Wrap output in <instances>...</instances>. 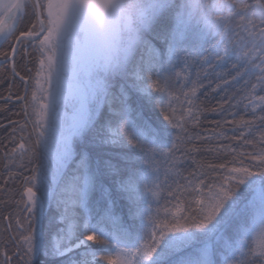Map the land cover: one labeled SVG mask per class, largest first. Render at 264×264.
<instances>
[{"label": "snow or ice", "instance_id": "1", "mask_svg": "<svg viewBox=\"0 0 264 264\" xmlns=\"http://www.w3.org/2000/svg\"><path fill=\"white\" fill-rule=\"evenodd\" d=\"M5 19L0 101L23 122L0 121V264H264V0H10Z\"/></svg>", "mask_w": 264, "mask_h": 264}, {"label": "trees", "instance_id": "2", "mask_svg": "<svg viewBox=\"0 0 264 264\" xmlns=\"http://www.w3.org/2000/svg\"><path fill=\"white\" fill-rule=\"evenodd\" d=\"M249 3L253 2V0H248ZM28 24V21H24L23 24L20 25V28L23 29L24 27H26ZM6 46V44H4ZM5 46L1 47L0 50H6L5 49ZM6 47H9V46H6ZM31 50V49H30ZM32 52V61L31 63H27V62H21L19 59L17 60V63H18V70L21 71L22 74L24 75H27L28 73L26 72V69L27 68H33V70H35V66H36V53ZM10 71L8 72V78L6 79L5 77V70L3 68H0V80H4L5 82L3 84H0V95H7V83L9 82L10 80ZM31 83V82H30ZM13 92H20L22 93L23 92V86L20 82V80L17 78L15 83H14V86H13ZM222 95V94H221ZM220 98V96L216 95V94H211L209 96V98L207 100H205L204 97H201V100L204 101L205 103H208L209 105H214L216 103V100H218ZM133 100L134 102H137L139 103L140 105H143L144 102L143 100H141L139 98L138 95H133ZM0 108H4L6 110L4 111H0V121L4 122V123H7V120L8 119H17V120H21V122H23V117L21 115H15L16 113H19L21 111V105L18 103V102H11L9 103L8 105H4L2 101H0ZM144 111H145V115L146 116H150L152 117L153 119H155V114L153 113V111H149L148 108H144ZM179 114V111L178 113ZM209 120H215V119H220L219 116L217 115H210L208 117ZM210 125L205 123L203 125V127H209ZM6 137V133L3 129H0V139H4ZM81 147H84V145H82ZM199 158V157H197ZM4 163H5V158L3 156V151L0 150V173H4L5 172V169H4ZM6 176L5 175H0V182L3 181V179H5ZM21 186V183H20V180L17 179L15 184H12L10 183L8 185V187L10 188H14L17 192L19 190ZM16 199H19V195L17 194L15 196ZM7 199H10L9 196L5 195L4 193H0V200H7ZM15 209V206L14 205H11V204H0V228L3 227V216L6 215L8 212H13ZM5 236L7 234H4ZM45 264H48V261L46 260L45 261Z\"/></svg>", "mask_w": 264, "mask_h": 264}, {"label": "water", "instance_id": "3", "mask_svg": "<svg viewBox=\"0 0 264 264\" xmlns=\"http://www.w3.org/2000/svg\"><path fill=\"white\" fill-rule=\"evenodd\" d=\"M9 2H10V0H0V5H3V4L9 3ZM8 22H9V21H8L7 19H5V20L3 21V23L0 24V27H2V26H4V25H7Z\"/></svg>", "mask_w": 264, "mask_h": 264}, {"label": "rangeland", "instance_id": "4", "mask_svg": "<svg viewBox=\"0 0 264 264\" xmlns=\"http://www.w3.org/2000/svg\"><path fill=\"white\" fill-rule=\"evenodd\" d=\"M5 44H6V46H9L7 43H5ZM4 46H5V45L3 44V47H4ZM6 46H5V49L8 48V47H6ZM0 48H1V47H0ZM31 50H32L33 52H35L37 56L39 55V53H38L37 51H35L34 49H31ZM31 50H30V51H31ZM146 108H147V107H146ZM149 111H150V110H149ZM153 113L155 114L154 111H153ZM126 223H127V220H126ZM90 243H91V242H90Z\"/></svg>", "mask_w": 264, "mask_h": 264}, {"label": "flooded vegetation", "instance_id": "5", "mask_svg": "<svg viewBox=\"0 0 264 264\" xmlns=\"http://www.w3.org/2000/svg\"><path fill=\"white\" fill-rule=\"evenodd\" d=\"M1 49V48H0Z\"/></svg>", "mask_w": 264, "mask_h": 264}]
</instances>
